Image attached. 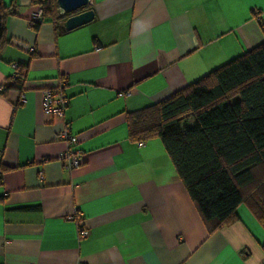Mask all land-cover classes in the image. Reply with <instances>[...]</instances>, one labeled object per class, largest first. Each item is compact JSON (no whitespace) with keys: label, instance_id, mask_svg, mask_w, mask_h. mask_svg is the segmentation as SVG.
Here are the masks:
<instances>
[{"label":"crops","instance_id":"crops-1","mask_svg":"<svg viewBox=\"0 0 264 264\" xmlns=\"http://www.w3.org/2000/svg\"><path fill=\"white\" fill-rule=\"evenodd\" d=\"M2 1L15 14L0 84L17 70L23 83L0 93V264H264L250 207L208 234L160 139L134 142L126 123L264 42V0H89L93 19L71 30L57 5L35 30L33 0ZM62 80L51 116L42 90ZM63 129L82 152L71 170Z\"/></svg>","mask_w":264,"mask_h":264},{"label":"trees","instance_id":"trees-1","mask_svg":"<svg viewBox=\"0 0 264 264\" xmlns=\"http://www.w3.org/2000/svg\"><path fill=\"white\" fill-rule=\"evenodd\" d=\"M32 3L42 10L33 29L55 18L56 0ZM14 14L0 0V49ZM22 83L17 70L4 91ZM126 123L134 142L160 139L208 234L235 222L242 203L264 227V42L163 100L127 112Z\"/></svg>","mask_w":264,"mask_h":264},{"label":"built area","instance_id":"built-area-1","mask_svg":"<svg viewBox=\"0 0 264 264\" xmlns=\"http://www.w3.org/2000/svg\"><path fill=\"white\" fill-rule=\"evenodd\" d=\"M42 10L38 7L37 11L32 14L28 20V25L32 27L34 24L41 22ZM15 74L13 75V77ZM65 80L59 82L54 88H45L42 90L43 97V110L46 114L56 117H62L65 108L68 105V98L63 92ZM4 85L0 84V93H3ZM24 101L23 95L19 98V103ZM57 138L63 140L66 143V150L60 155L63 160L64 167L66 169L77 168L81 162L82 152L76 148L77 138L69 130L63 129L57 134ZM78 215L67 216L68 220L77 219ZM88 235V230L80 223L79 224V236L81 238Z\"/></svg>","mask_w":264,"mask_h":264},{"label":"water","instance_id":"water-1","mask_svg":"<svg viewBox=\"0 0 264 264\" xmlns=\"http://www.w3.org/2000/svg\"><path fill=\"white\" fill-rule=\"evenodd\" d=\"M89 0H56L59 15H68L61 23L62 30H71L93 19L91 9L82 10Z\"/></svg>","mask_w":264,"mask_h":264}]
</instances>
